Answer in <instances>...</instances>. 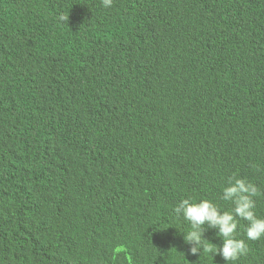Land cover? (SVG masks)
Returning a JSON list of instances; mask_svg holds the SVG:
<instances>
[{
	"label": "trees",
	"instance_id": "1",
	"mask_svg": "<svg viewBox=\"0 0 264 264\" xmlns=\"http://www.w3.org/2000/svg\"><path fill=\"white\" fill-rule=\"evenodd\" d=\"M233 177L264 190V0H0V264H224L173 209Z\"/></svg>",
	"mask_w": 264,
	"mask_h": 264
},
{
	"label": "clouds",
	"instance_id": "2",
	"mask_svg": "<svg viewBox=\"0 0 264 264\" xmlns=\"http://www.w3.org/2000/svg\"><path fill=\"white\" fill-rule=\"evenodd\" d=\"M114 0H100L103 8H111ZM60 22L67 17L60 15ZM264 196V190L245 178L233 177L223 188L220 199L229 202L233 207L230 211L222 208L210 199H182L173 209L178 217H182L189 225V230L183 236L189 246L190 255H201L203 252L219 255L224 264L236 262L248 252L247 241H258L264 237V217L256 212V198ZM238 218L247 222L244 227L245 239L237 238ZM206 229L216 230L215 235L221 238L218 248L205 243Z\"/></svg>",
	"mask_w": 264,
	"mask_h": 264
}]
</instances>
